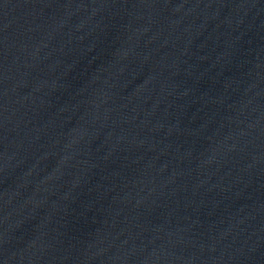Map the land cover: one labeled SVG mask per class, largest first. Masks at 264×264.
I'll return each mask as SVG.
<instances>
[{
  "label": "water",
  "instance_id": "95a60500",
  "mask_svg": "<svg viewBox=\"0 0 264 264\" xmlns=\"http://www.w3.org/2000/svg\"><path fill=\"white\" fill-rule=\"evenodd\" d=\"M0 264H264V0H0Z\"/></svg>",
  "mask_w": 264,
  "mask_h": 264
}]
</instances>
